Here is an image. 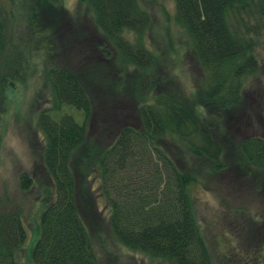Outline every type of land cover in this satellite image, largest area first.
Wrapping results in <instances>:
<instances>
[{"label":"trees","instance_id":"16d2710c","mask_svg":"<svg viewBox=\"0 0 264 264\" xmlns=\"http://www.w3.org/2000/svg\"><path fill=\"white\" fill-rule=\"evenodd\" d=\"M173 1L174 19L190 41L205 99L222 108L239 105L247 83L260 70L256 47L264 34V0ZM80 3L93 15L101 38L98 49L112 71L94 64L83 73L67 64L52 63L48 68L51 105L35 120L48 186L29 263L100 264L84 217L86 205L97 210L100 195L110 211L111 232L122 246L164 264H212L195 213L194 178L179 168L173 150L185 147L222 169L225 152L213 136L218 122H200L176 96L159 90L158 58L146 45L152 17L140 0ZM61 4L62 0H47L35 6L29 23L36 33L46 30L49 37L56 32L55 23H46ZM19 7L16 0H9L8 9L0 5V163L2 119L10 111V93L27 82L34 66L32 53L11 32ZM43 45L51 57L52 46ZM130 69L135 72L136 114L118 122L121 107L108 105L99 123L108 144L99 150L88 148L90 128L97 120L85 82L101 84L109 97L113 91L116 97L125 86L124 76H133ZM258 121L264 125V106ZM240 149L247 164L264 173V136L243 139ZM35 175H20L24 193L37 186ZM93 177L98 180L97 195L90 183ZM27 242L23 210L9 209L0 199V264H22L20 254Z\"/></svg>","mask_w":264,"mask_h":264},{"label":"rangeland","instance_id":"374dc122","mask_svg":"<svg viewBox=\"0 0 264 264\" xmlns=\"http://www.w3.org/2000/svg\"><path fill=\"white\" fill-rule=\"evenodd\" d=\"M16 1L20 7L19 11L16 8L17 18L11 32L32 53L34 66L27 82L10 93V111L2 119L0 199L7 202L9 209L20 206L23 210L28 242L20 258L22 264H30L28 253L37 238L38 220L44 208L42 199L48 186L41 169L42 149L39 144L42 143V135L35 121L38 113L51 105L48 68L52 63L67 64L83 73V69L94 64L100 68L107 67L111 73L112 65L98 49L101 38L95 30L93 15L81 5L80 0H62L58 14L51 19L53 23H46L49 27L54 23L57 25L56 32L49 37L46 35L48 31L36 27V33L35 25L29 23L35 6H42L47 0ZM140 1L152 17L146 45L158 58L156 75L160 81L159 90L176 96L200 122L213 121L219 125L213 136L225 152L222 169L185 147L173 150L179 168L194 178L191 193L195 213L212 264H264V173L247 164L240 149L243 139L264 136V125L258 121L264 106V34L256 47L259 73L247 83L239 105L222 108L207 101L203 95L201 73L190 41L174 19V1ZM0 5L8 9L9 0H0ZM45 42L52 46L51 57L47 55L49 47L43 48ZM128 71L133 76H124L125 86L122 85L116 97L114 91L109 97L101 84L92 86V82H85L95 104L97 120L90 128L92 144L88 148L93 145L99 150L108 144L109 137L107 139L99 128L108 105L121 107L120 114H117L118 122L127 118L132 120L136 114L132 93L135 72L133 69ZM24 172H34L38 178L37 186L27 193L20 189L19 183ZM90 183L97 195V178H91ZM96 198L98 211L93 212L86 205L84 217L100 264H164L122 246L111 232L110 211L105 200L100 195Z\"/></svg>","mask_w":264,"mask_h":264}]
</instances>
